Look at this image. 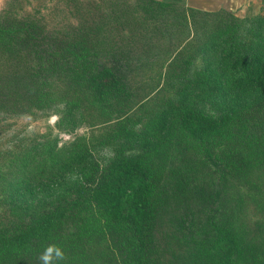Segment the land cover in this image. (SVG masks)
<instances>
[{
    "label": "trees",
    "instance_id": "1",
    "mask_svg": "<svg viewBox=\"0 0 264 264\" xmlns=\"http://www.w3.org/2000/svg\"><path fill=\"white\" fill-rule=\"evenodd\" d=\"M136 1L143 24H134L129 7L115 19V30L127 28L133 40L146 39L152 18L162 20L157 37L179 20L186 25L187 15L236 20L224 9ZM10 7L0 13V113L54 111L58 129L74 134L87 125L92 132L65 141L51 132L13 137L9 148L0 147V264H39L53 243L67 257L57 264L264 263V227L247 241L233 226L234 210L217 212L232 182L242 189L253 177L248 195L264 193V98L232 116L181 103L161 108L123 73L134 60L124 49L130 41L105 52L101 23L51 32L41 11ZM168 12L176 25L168 24ZM212 35L203 33L205 40L181 54L193 46L215 50ZM237 66L264 75L259 57ZM171 83L166 76V90ZM106 146L115 154L100 169L96 151ZM214 164L216 175L204 171Z\"/></svg>",
    "mask_w": 264,
    "mask_h": 264
},
{
    "label": "rangeland",
    "instance_id": "2",
    "mask_svg": "<svg viewBox=\"0 0 264 264\" xmlns=\"http://www.w3.org/2000/svg\"><path fill=\"white\" fill-rule=\"evenodd\" d=\"M242 3L244 8L237 9L233 14L236 19L234 21L227 19V15L224 14L217 18L212 16L192 18L187 15L186 25L180 20L176 25L173 18L175 14L168 12L165 16L168 24L176 26L165 31L164 36L157 37L158 34L155 35L154 32V26L161 25L162 20L152 18L150 25L148 24L151 30L146 39L139 37L134 40L129 37L133 33L127 28L118 29V32L123 31L124 35L118 34L115 30L117 26L115 19L122 14L123 9L129 7L130 12L134 11V24L136 26L143 24L141 17L144 16V12L138 7L139 2L136 0H0V13L10 5L12 10L21 8L27 13L39 10L51 32L68 25L78 27L82 24L101 23L104 30L100 49L109 52L110 48H113L117 51L116 45L131 42V48L124 49L131 51L130 56H134L133 64L125 68L123 73L127 74L128 78L136 79L138 92L145 95L144 99L157 96L161 108L170 106L171 103L176 105L181 103L184 106L196 107L208 115L232 116L241 107L252 106L264 98V75L257 69L252 70L251 67L241 69L237 66L252 62L257 57L264 60V0L250 2L243 0ZM235 23L236 25H233ZM225 30L228 33H224ZM202 32L206 35L213 34L212 41L216 49L209 48L200 53V50L193 46L191 52L181 54L182 48L188 43L195 44L206 39ZM158 60L163 63V67H160ZM147 61L152 65L146 64ZM190 61L193 63L189 64ZM195 72L201 73V76L197 78ZM166 76H171L174 80L169 90L164 87ZM262 117L264 120V116ZM57 120L58 115L54 111L23 116L0 113V147L9 148L10 139L13 137H32L51 132L53 137L57 136L65 141L72 139L74 135H90L92 132L89 126L82 125L74 134H70L57 128ZM138 148L129 150L125 155L134 154ZM96 153L101 163L100 169H103L108 159L115 154L110 146L98 149ZM207 170L216 175L218 167L215 164L209 165L204 171ZM243 185L246 187L241 189L238 183L232 182V194L220 201L217 212L221 214L227 209L229 214V211L234 210L233 226L237 228V232L243 229L245 239L248 241L264 227V193L260 197L248 195L251 192L250 188L256 187L253 177ZM244 189L248 193H243ZM240 192L243 197H240ZM181 215H184L183 210Z\"/></svg>",
    "mask_w": 264,
    "mask_h": 264
},
{
    "label": "crops",
    "instance_id": "3",
    "mask_svg": "<svg viewBox=\"0 0 264 264\" xmlns=\"http://www.w3.org/2000/svg\"><path fill=\"white\" fill-rule=\"evenodd\" d=\"M163 1L183 5L189 8L200 9L204 11L224 9L236 13L237 9L241 7L244 8L243 7L244 3H242L243 0H163ZM248 2H250V0H248ZM241 9L239 11H241Z\"/></svg>",
    "mask_w": 264,
    "mask_h": 264
},
{
    "label": "clouds",
    "instance_id": "4",
    "mask_svg": "<svg viewBox=\"0 0 264 264\" xmlns=\"http://www.w3.org/2000/svg\"><path fill=\"white\" fill-rule=\"evenodd\" d=\"M63 248L58 244H49L37 257L39 264H57L58 261L66 260Z\"/></svg>",
    "mask_w": 264,
    "mask_h": 264
}]
</instances>
